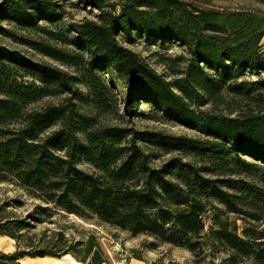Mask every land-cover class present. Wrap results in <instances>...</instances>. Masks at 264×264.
<instances>
[{"label": "trees", "instance_id": "obj_1", "mask_svg": "<svg viewBox=\"0 0 264 264\" xmlns=\"http://www.w3.org/2000/svg\"><path fill=\"white\" fill-rule=\"evenodd\" d=\"M103 1L90 0L98 10L97 20L83 19L72 27L77 47L90 53L88 60L36 48L74 67L75 74L1 51L0 62L17 66L45 88L70 98H80L77 86L83 85L96 108L103 110L108 108L104 92L109 89L98 73L108 68L124 87L125 115L135 114L140 104L147 103L207 139L200 142L97 125L93 117L80 115L73 105L28 108L38 99L0 70V184L16 187L37 201L21 216L8 211L10 201H0V237L13 240L16 248L11 253L0 250V264L66 255L79 264H110L100 239L81 225L94 218L133 234L181 244L202 260L211 257L206 253L207 237L215 234L229 264H264V229L245 227L240 238L235 234L236 219L227 225L232 202L216 184L234 188V181L203 178L189 163L175 158L153 165L136 144L140 140L166 151L189 146L196 155L208 151L264 165V14L202 9L182 0H113L104 9ZM26 2L0 6V21L38 28L40 21L53 24L58 20L49 5ZM132 34L185 47L190 59L182 76L168 83L122 45L119 36L130 39ZM206 103L211 105L209 110L202 109ZM219 106H226L227 113H215ZM79 163L91 171L79 168ZM172 172L177 174L175 180L170 178ZM212 200L224 204L226 211ZM209 211L221 231L213 232L211 227L204 231ZM70 216L74 219H68ZM249 216L256 218L255 214ZM61 222L79 226V237L67 234ZM131 252L142 261L137 251Z\"/></svg>", "mask_w": 264, "mask_h": 264}, {"label": "rangeland", "instance_id": "obj_2", "mask_svg": "<svg viewBox=\"0 0 264 264\" xmlns=\"http://www.w3.org/2000/svg\"><path fill=\"white\" fill-rule=\"evenodd\" d=\"M41 4L49 5L58 20L49 24L45 21L38 22V28L21 27L13 22L0 21V51L2 55L17 54L21 57L37 64H48L52 67L60 68L69 74H75L76 69L71 66L52 59L40 53L39 49H53L70 55H79L83 60H88L90 53L86 49H80L73 39L72 27L83 19L97 20L98 10L91 6L90 0H37ZM192 2L202 9L216 10H249L258 14H264V0H182ZM12 3H27L26 0H0V6L6 8ZM113 0H104L102 6L106 9L107 5ZM31 11L30 6H26ZM109 9V8H107ZM118 12V6H116ZM122 45L129 48L139 55L151 68L160 74L166 81L173 84L175 79L182 76L190 55L185 47L174 41L154 42L147 40L139 34H132L130 39L123 35L119 36ZM264 51V36L261 39ZM0 70L9 74L10 78L17 83L29 88L28 94L38 100L29 105L28 108H40L46 105L63 106L73 105L80 115L93 117L97 125L118 126L125 129H133L136 132L158 133L166 137H182L204 142L206 137L200 133L186 128L168 119L164 114L157 111L150 104L142 103L133 115H125L122 107L124 87L117 79L114 72L108 68L104 72H99L106 87L105 99L108 103L107 109H98L89 94L88 89L78 84L77 89L81 93L80 98H70L67 93L59 90L45 88L42 84L30 78L23 70L6 61L0 62ZM249 78V76H247ZM45 89L43 92L42 90ZM233 105V104H230ZM211 105L206 103L202 109L209 110ZM215 113L222 111L227 113L226 106H219ZM130 139L129 137L126 138ZM136 144L149 157L153 165H161L170 159H179L182 163H189L194 170L203 178L210 180L234 181L235 187L217 183L216 185L230 195L233 212L228 213L227 225L236 219L237 231L235 234L243 238L242 231L245 227H252L256 231L264 229V165L254 162L249 158L242 157L246 163L233 160V156H217L205 151L203 154L196 155L194 150L188 146L186 150H178L168 147L164 150L155 144L136 141ZM223 159V160H222ZM222 161V162H221ZM78 167L91 171V168L79 163ZM176 173H170V178L175 180ZM10 201L8 211H12L17 216L29 212L32 206L37 203L30 199L25 192L16 187L0 184V201ZM214 206L226 211L227 207L216 200L211 202ZM255 214L256 218L249 216ZM209 218L205 220V232L211 227L213 232L221 231V228L214 225L211 221V211ZM68 219H74L70 216ZM221 219H225L222 217ZM78 222V221H77ZM66 233L78 238L81 228L79 226L67 225ZM83 227L92 231L102 243L110 264H229L223 247L215 240V234L208 235V247L206 253L211 257L203 260L195 257L192 253L184 249L181 244L171 243L163 238L138 233L133 234L127 229L120 227L113 222L104 219H93L83 222ZM231 228H228L230 232ZM254 240V239H253ZM0 250L6 253L15 252L14 241L7 237H0ZM131 251H137L142 261L133 257ZM22 259V264H73L72 257H61L58 262H54L46 257L44 260ZM238 264H243L239 261Z\"/></svg>", "mask_w": 264, "mask_h": 264}, {"label": "bare ground", "instance_id": "obj_3", "mask_svg": "<svg viewBox=\"0 0 264 264\" xmlns=\"http://www.w3.org/2000/svg\"><path fill=\"white\" fill-rule=\"evenodd\" d=\"M64 257H69V255H66V256H64ZM25 259H27V258H25ZM45 258H43V259H38V260H44ZM52 261H54V262H58L59 261V259H51ZM71 262L73 263V264H79V263H77L76 261H74L73 259H71ZM53 264V263H52Z\"/></svg>", "mask_w": 264, "mask_h": 264}, {"label": "water", "instance_id": "obj_4", "mask_svg": "<svg viewBox=\"0 0 264 264\" xmlns=\"http://www.w3.org/2000/svg\"><path fill=\"white\" fill-rule=\"evenodd\" d=\"M20 260H22V258H20V259L18 260V262H19V263H21V261H20ZM21 264H22V263H21ZM28 264H31V263H28Z\"/></svg>", "mask_w": 264, "mask_h": 264}]
</instances>
